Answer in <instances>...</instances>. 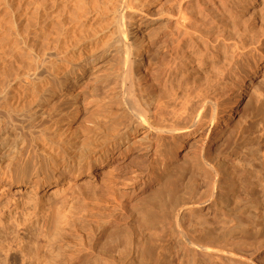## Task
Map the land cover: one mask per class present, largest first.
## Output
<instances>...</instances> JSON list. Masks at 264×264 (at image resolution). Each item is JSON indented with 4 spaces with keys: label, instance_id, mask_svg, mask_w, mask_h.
Listing matches in <instances>:
<instances>
[{
    "label": "rangeland",
    "instance_id": "374dc122",
    "mask_svg": "<svg viewBox=\"0 0 264 264\" xmlns=\"http://www.w3.org/2000/svg\"><path fill=\"white\" fill-rule=\"evenodd\" d=\"M160 1L148 0L128 18L133 33L154 32L150 43L139 47L147 101L171 109L187 96L205 92L218 105L212 118L179 140L131 131L127 140L109 148L101 168L59 185L54 182L59 172L28 153L31 135H39L48 118H39L33 127L17 116L12 122L0 120L5 149L23 147L21 154L12 155L21 181L0 185V264H112L111 257L124 255L123 248H113L127 238L132 240L128 257L117 264H264V30H258L264 17L249 22L243 14L252 10L250 5L242 8L237 0H228L230 9L217 18L212 39L177 52L175 20L158 31L159 23L147 24L161 18L156 14ZM178 1L170 0L174 8ZM212 1L193 5L204 31L201 24L211 14ZM236 8L238 20L229 26ZM258 9L264 15V0ZM225 30L247 46L245 57L238 60L233 42L214 40ZM107 61L97 62L100 79L113 72L109 69L118 59ZM105 83L84 82L76 101L68 92L51 99L49 118L66 120L69 140L100 135L110 127L109 117L120 116V88ZM35 169L42 171L37 182ZM44 216L51 218L49 225ZM190 239L220 255L193 248ZM16 243L24 253L9 251Z\"/></svg>",
    "mask_w": 264,
    "mask_h": 264
},
{
    "label": "bare ground",
    "instance_id": "6f19581e",
    "mask_svg": "<svg viewBox=\"0 0 264 264\" xmlns=\"http://www.w3.org/2000/svg\"><path fill=\"white\" fill-rule=\"evenodd\" d=\"M200 1L179 0L174 8L170 0H161L156 13L161 18L147 24L159 23L158 31L175 20L177 52L205 37L211 40L220 24L217 20L230 9L228 0L212 1L211 14L201 24L206 31L193 13L194 3ZM146 2L148 0H0V120L12 122L17 116L33 127L39 118H48L47 123L38 129L39 135H31L32 144L27 151L33 156L32 160L42 157V166L59 172L54 180L56 185L67 177L70 181L77 180L86 170L89 175L93 174L109 158V148L127 140L131 131L144 129L150 132L148 136L179 140L201 128L208 116L212 118V109L218 106L205 92L196 97L187 96L171 109L167 104L157 102L154 105L147 101L143 85L144 54L139 47L147 42L149 44L154 32L133 33L128 21L129 13L143 10ZM261 2L234 1L242 8L250 5L252 10L248 8L243 14L249 22L264 17L263 9H258ZM234 11L228 21L229 26L238 20L240 10L236 8ZM260 28L264 30V24L258 30ZM234 36L231 31L225 30L218 33L214 40L218 43L233 42L232 48L239 52L240 60L247 55L244 53L247 46L242 40L234 41ZM21 43L24 47L20 46ZM101 59L108 60V63L118 59L109 69L113 72L105 79H100L102 75L98 74L101 66L97 62ZM172 71L170 73L173 74ZM91 78L106 82V87L115 85L120 88V116L109 117L110 127L104 128L100 135L87 133L83 139L69 140L67 128L63 125L66 120L50 119L47 106L63 92H68L66 94L76 101L78 88ZM166 93L176 100V93L168 87ZM122 123L124 128L111 131ZM5 148L0 143V185L10 187L21 181L22 171L14 168L13 161L23 147L15 144ZM205 164L211 171L214 170L207 161ZM40 173L42 171L35 169L36 182ZM43 219L44 224L51 223L50 217L44 216ZM188 242L193 248L220 255L216 249L196 244L191 239ZM125 243L113 248H123L124 255L123 258L111 257L112 264L128 257L127 248L132 240L127 238ZM19 245L10 246L9 251L24 253Z\"/></svg>",
    "mask_w": 264,
    "mask_h": 264
}]
</instances>
